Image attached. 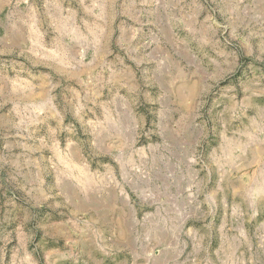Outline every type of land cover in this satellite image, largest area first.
Masks as SVG:
<instances>
[{
  "label": "rangeland",
  "instance_id": "1",
  "mask_svg": "<svg viewBox=\"0 0 264 264\" xmlns=\"http://www.w3.org/2000/svg\"><path fill=\"white\" fill-rule=\"evenodd\" d=\"M0 264H264V0H0Z\"/></svg>",
  "mask_w": 264,
  "mask_h": 264
}]
</instances>
